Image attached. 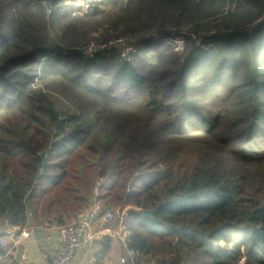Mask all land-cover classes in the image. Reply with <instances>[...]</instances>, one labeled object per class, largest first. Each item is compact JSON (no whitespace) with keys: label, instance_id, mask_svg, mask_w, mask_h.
<instances>
[{"label":"trees","instance_id":"obj_1","mask_svg":"<svg viewBox=\"0 0 264 264\" xmlns=\"http://www.w3.org/2000/svg\"><path fill=\"white\" fill-rule=\"evenodd\" d=\"M50 81L97 102L61 112ZM96 205L138 264H264V0H0V225Z\"/></svg>","mask_w":264,"mask_h":264},{"label":"crops","instance_id":"obj_2","mask_svg":"<svg viewBox=\"0 0 264 264\" xmlns=\"http://www.w3.org/2000/svg\"><path fill=\"white\" fill-rule=\"evenodd\" d=\"M94 211H85L71 221L67 219L64 212L51 215L40 213L38 216L39 225L36 227L3 225L0 239L4 237L7 245L4 248L0 245V253L4 255L0 264L46 263L56 249L57 236L61 227L70 222L90 217ZM106 212L108 211H102V216H97L94 219L93 229L97 232V236L93 241L84 245L72 264H123L128 258L127 245L121 237L123 233L129 235L128 228L124 225L126 215L113 222H108L104 215ZM60 218L65 220L64 225L59 224L58 219ZM24 230L31 232L32 236L29 239H21L20 235ZM142 259L145 263H155L156 261L152 255L144 256ZM154 259L155 261H153Z\"/></svg>","mask_w":264,"mask_h":264},{"label":"built area","instance_id":"obj_3","mask_svg":"<svg viewBox=\"0 0 264 264\" xmlns=\"http://www.w3.org/2000/svg\"><path fill=\"white\" fill-rule=\"evenodd\" d=\"M117 41H122V40H116V42ZM180 44L181 43L179 41L176 42L177 46H180ZM108 45H103L101 46V48L102 49L108 48L107 47ZM202 48L204 50H208L211 47L209 45V46H203ZM96 50H97V46L92 45V47L89 48L87 53L90 52L89 55L92 56L96 52ZM105 182L106 181L104 179H101L99 181L98 186L100 187ZM94 209L95 211L93 210L94 213L92 216L74 222L71 225L61 227L57 236L56 249L53 255L50 257V259L44 264H72L75 261L77 254L84 247V245L88 242L93 241L96 238L97 232L94 231L93 229V221L97 216H102V210L100 209L99 206H96ZM126 214L127 212L125 211H122L121 215L120 212L118 213V215L117 214L115 215L112 211H108L104 215L108 222H113L118 218L125 217ZM4 225L8 226L7 224ZM2 227L3 225H0V232ZM31 236L32 234L28 230H24L20 235L21 239H29ZM121 237L124 242H127L129 235L123 233L121 234ZM0 245L3 248L6 247L7 241L4 237L0 239ZM137 258H138V254L136 252L128 250V258L125 259L123 264H138L139 261L137 260ZM3 259H4V255L0 253V262H2Z\"/></svg>","mask_w":264,"mask_h":264},{"label":"rangeland","instance_id":"obj_4","mask_svg":"<svg viewBox=\"0 0 264 264\" xmlns=\"http://www.w3.org/2000/svg\"><path fill=\"white\" fill-rule=\"evenodd\" d=\"M130 42L128 40H122V41H112V43L110 45H108V48L105 49H117L118 51H120V53H122V56L124 58L128 57L129 54V46ZM93 44H91L88 48L87 51L89 50L90 47H92ZM214 45V44H213ZM210 47H212L210 45ZM93 49V48H91ZM90 53V52H89ZM50 85V91H47V94L53 99V101L55 102L57 108L61 111V112H65L68 115H76L78 114V112H80L81 110H83L84 107H88L89 104H91V102L95 103L93 98H89L77 91H75L74 89H66L62 84L56 83L54 81H50L49 82ZM97 102V101H96ZM82 108V109H81ZM85 110V109H84ZM195 145H197L198 147H201L203 149H206L208 151V153L215 159L217 160H225V158H227V153L221 151L220 153H218L217 149H223L221 145L217 144L216 141L214 140H210V138H206L204 136L202 137H198L195 139ZM81 161L83 160H79V159H75L73 160V164L76 167L77 164L80 165ZM77 168H79L77 166ZM89 171V170H88ZM101 180V178H98L95 186H94V192L96 194L99 193V181ZM62 191L59 192H55L54 194H52V196L50 197L52 200L53 198L56 199L57 196L62 195ZM57 195V196H56ZM112 212L116 215H118V213L122 211L127 212L128 210L126 208H124L123 206L120 207H112ZM44 210H42L40 208V213H42L43 215L45 213H43ZM74 222H70L68 225L73 224ZM125 234V233H124ZM219 245L222 247H224V242H220ZM160 255L156 252H154V254L152 255L153 258H157ZM155 259L153 261H155ZM198 260L201 262L203 261V258L199 257ZM196 263V262H195ZM242 264H245V260L241 261Z\"/></svg>","mask_w":264,"mask_h":264},{"label":"water","instance_id":"obj_5","mask_svg":"<svg viewBox=\"0 0 264 264\" xmlns=\"http://www.w3.org/2000/svg\"><path fill=\"white\" fill-rule=\"evenodd\" d=\"M154 214H155V211L153 210H145L142 212V218L155 221Z\"/></svg>","mask_w":264,"mask_h":264}]
</instances>
